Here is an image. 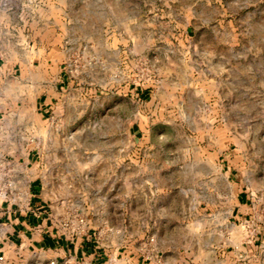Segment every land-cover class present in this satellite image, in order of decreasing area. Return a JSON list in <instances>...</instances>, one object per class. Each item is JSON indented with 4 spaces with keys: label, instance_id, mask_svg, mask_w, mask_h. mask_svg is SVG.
Segmentation results:
<instances>
[{
    "label": "rangeland",
    "instance_id": "1",
    "mask_svg": "<svg viewBox=\"0 0 264 264\" xmlns=\"http://www.w3.org/2000/svg\"><path fill=\"white\" fill-rule=\"evenodd\" d=\"M0 104L71 250L0 264H264V0H0Z\"/></svg>",
    "mask_w": 264,
    "mask_h": 264
},
{
    "label": "crops",
    "instance_id": "2",
    "mask_svg": "<svg viewBox=\"0 0 264 264\" xmlns=\"http://www.w3.org/2000/svg\"><path fill=\"white\" fill-rule=\"evenodd\" d=\"M2 121L6 118L2 119L0 115V225H5V238L8 243H20L28 248L36 246L52 251L60 247L66 259L67 253L71 252L69 243L54 234L55 227L48 214L51 203L44 196V179L34 166L38 162L32 163L29 157L19 158L17 153H8L17 150L19 142L16 139L9 141L8 129H2ZM242 207L243 201L239 199V209ZM82 248L83 264H110L111 260L104 254V245L92 237L83 239ZM135 256L129 257L132 264H141L140 260L135 262Z\"/></svg>",
    "mask_w": 264,
    "mask_h": 264
}]
</instances>
